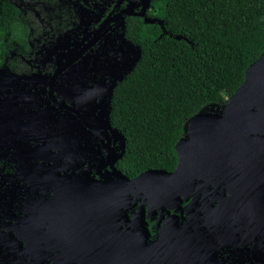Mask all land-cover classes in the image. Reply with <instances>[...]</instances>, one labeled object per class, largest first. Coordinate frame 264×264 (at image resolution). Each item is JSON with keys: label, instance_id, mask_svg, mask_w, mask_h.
Returning <instances> with one entry per match:
<instances>
[{"label": "flooded vegetation", "instance_id": "flooded-vegetation-1", "mask_svg": "<svg viewBox=\"0 0 264 264\" xmlns=\"http://www.w3.org/2000/svg\"><path fill=\"white\" fill-rule=\"evenodd\" d=\"M9 1L29 33L0 60V223L23 261L264 264V68L184 122L172 170L137 173L111 102L151 0Z\"/></svg>", "mask_w": 264, "mask_h": 264}, {"label": "trees", "instance_id": "trees-1", "mask_svg": "<svg viewBox=\"0 0 264 264\" xmlns=\"http://www.w3.org/2000/svg\"><path fill=\"white\" fill-rule=\"evenodd\" d=\"M147 25L133 29L139 56L114 90L112 119L137 173L172 170L186 120L231 96L264 53V0H151ZM9 0H0V60L29 29Z\"/></svg>", "mask_w": 264, "mask_h": 264}, {"label": "rangeland", "instance_id": "rangeland-1", "mask_svg": "<svg viewBox=\"0 0 264 264\" xmlns=\"http://www.w3.org/2000/svg\"><path fill=\"white\" fill-rule=\"evenodd\" d=\"M18 2L19 0H13ZM25 6L37 9L45 15H49L57 8H61V2L58 0H23ZM30 8V9H31ZM18 242L11 240L9 233L0 223V264H26L17 248Z\"/></svg>", "mask_w": 264, "mask_h": 264}, {"label": "water", "instance_id": "water-1", "mask_svg": "<svg viewBox=\"0 0 264 264\" xmlns=\"http://www.w3.org/2000/svg\"><path fill=\"white\" fill-rule=\"evenodd\" d=\"M129 10H125L122 11L121 13L115 15L112 20H114L115 18L122 16V15H127ZM260 68H264V53L260 56V58L258 59V61H256L255 63H253L246 71V76L243 80V82L240 84L239 88L235 91L234 94V99L237 98L238 93L243 90L247 84L252 80V78L254 77V75L257 73L258 69ZM176 151L179 150V141L177 142L176 146H175Z\"/></svg>", "mask_w": 264, "mask_h": 264}]
</instances>
